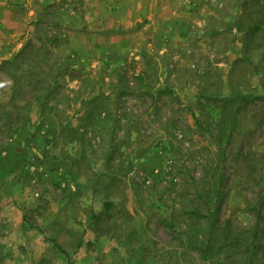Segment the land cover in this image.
I'll use <instances>...</instances> for the list:
<instances>
[{
	"label": "rangeland",
	"instance_id": "obj_1",
	"mask_svg": "<svg viewBox=\"0 0 264 264\" xmlns=\"http://www.w3.org/2000/svg\"><path fill=\"white\" fill-rule=\"evenodd\" d=\"M262 237L264 0H0V264H264Z\"/></svg>",
	"mask_w": 264,
	"mask_h": 264
},
{
	"label": "trees",
	"instance_id": "obj_2",
	"mask_svg": "<svg viewBox=\"0 0 264 264\" xmlns=\"http://www.w3.org/2000/svg\"><path fill=\"white\" fill-rule=\"evenodd\" d=\"M21 50L19 53H17L15 55V59L22 53ZM241 59H244L242 57H240ZM250 59H248L249 61ZM71 63L70 62H66L65 65H61L58 67V69L56 70V74L54 75H45L42 72V75L38 76L35 80H36V85L37 86V93H34L33 95V102L34 104L37 106V112H38V117L39 119H42L44 116L49 115L52 112V109H56L58 108V100H57V93H58V89H59V84H60V79L59 76L61 73H63V71L65 70L64 68L66 67H70ZM111 73H114L116 75V82L115 83H109V85L111 86L110 88V93L112 92H122V93H128V89H130L129 86H123L125 83H127L128 81H130L128 79V77L132 76L133 79L135 81L132 80V82H134L135 84H137L136 82H140L142 79L141 77H138V75L134 76V75H128L127 69L124 66L118 67L117 69L113 70ZM84 73H79V75H74V78L72 80H77L79 83L80 82H88L89 76L87 75V73H85V75H82ZM19 86V81L18 79H14L13 80V91L16 89V87ZM157 93L161 92L158 89H156ZM131 93H133L134 91H130ZM105 92L103 91L100 94H104ZM109 94V93H107ZM96 97H98L99 95H95ZM107 96V95H106ZM150 96H152V94L150 93ZM241 95H232L229 94L226 97L222 98V106L224 111H220V116L219 118H222V121L224 120V115H225V105L228 102H235L236 99L238 97H240ZM55 99V100H54ZM27 119H24V121L22 123H20V125H18V127H16L15 131H19L23 128L25 122ZM115 121H117L115 119ZM233 123V122H232ZM232 127V126H231ZM219 129H221V125L219 124ZM232 129H234V126L232 127ZM110 146V145H109ZM214 200V199H213ZM206 203V214L201 215L202 213H200L197 210H191L190 214H196V215H201L203 218L208 219L207 221L209 222V227H208V233L206 234V236H203L204 241H203V247L202 252H204V254L210 252V250L212 249V240H215L214 238H216L215 236V231L218 230V227L220 228V225L218 224V222L215 219V211L217 209V199L214 200V204L210 205V203H208L207 201H205ZM264 238V237H262ZM259 238V239H262ZM224 243L221 246H234L235 248H237L238 246L241 247V244L239 243V237H237L236 235L233 236L232 233H230L229 235L224 236ZM221 242V241H220ZM243 248V247H242ZM262 253L261 256H264V242L260 245H258L255 242H252L250 244V246L248 248H243V252H247V254H256L257 252Z\"/></svg>",
	"mask_w": 264,
	"mask_h": 264
}]
</instances>
